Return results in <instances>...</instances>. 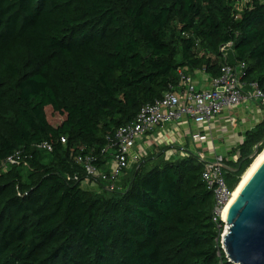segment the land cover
Segmentation results:
<instances>
[{
	"label": "trees",
	"instance_id": "obj_1",
	"mask_svg": "<svg viewBox=\"0 0 264 264\" xmlns=\"http://www.w3.org/2000/svg\"><path fill=\"white\" fill-rule=\"evenodd\" d=\"M228 43L264 93V0H0V264H233L197 155L97 191L77 162L108 175L118 130L181 72L220 77ZM263 142L264 120L225 160L230 189Z\"/></svg>",
	"mask_w": 264,
	"mask_h": 264
},
{
	"label": "built area",
	"instance_id": "obj_2",
	"mask_svg": "<svg viewBox=\"0 0 264 264\" xmlns=\"http://www.w3.org/2000/svg\"><path fill=\"white\" fill-rule=\"evenodd\" d=\"M233 44L228 43L221 48L224 63H222L221 76L210 79L209 88L200 89L193 75L187 76L180 73L181 81L178 89H171L163 97L153 104L146 105L135 121L121 128L116 134L113 146L117 147L112 160L108 164L109 174L98 170L94 165V158L79 157L77 162L82 164L88 173L87 185L96 186V180H102L106 184L119 181L125 170L136 164L146 156L145 138L156 129L167 124L192 121L195 125L211 124L226 112L246 104L254 105L255 112H264V93L256 82L243 80L246 74L244 63L230 64ZM256 113V114H257ZM222 133L227 134L228 129L223 128ZM194 139L203 143L208 139L207 135L195 134ZM144 143V148H133L138 143ZM262 146L258 145L257 148ZM43 150L52 151L49 145L40 146ZM256 148V150H257ZM255 150V151H256ZM226 158L217 156L213 161L205 163L203 180L208 188L214 192L216 204L213 221L221 232V245L227 232V224L223 218V212L230 203L235 189H230L226 184L224 172ZM10 162L14 159H9ZM86 185V186H87ZM223 224V225H221ZM225 252V250H224Z\"/></svg>",
	"mask_w": 264,
	"mask_h": 264
},
{
	"label": "crops",
	"instance_id": "obj_3",
	"mask_svg": "<svg viewBox=\"0 0 264 264\" xmlns=\"http://www.w3.org/2000/svg\"><path fill=\"white\" fill-rule=\"evenodd\" d=\"M193 78L200 89L209 88L210 79L205 74L197 72ZM256 113L254 105L246 104L226 112L211 124L200 126L190 120L167 124L145 138L146 156L168 149L165 152L167 160L185 158L190 152L197 155L203 163L213 161L217 156L229 159L231 153L237 152L243 143L245 133L264 120L263 112ZM223 128L228 129L227 134L222 133ZM195 134H205L208 139L201 143L194 139ZM137 148L143 149L144 143H138L133 150L137 151ZM235 155L237 156V153Z\"/></svg>",
	"mask_w": 264,
	"mask_h": 264
},
{
	"label": "water",
	"instance_id": "obj_4",
	"mask_svg": "<svg viewBox=\"0 0 264 264\" xmlns=\"http://www.w3.org/2000/svg\"><path fill=\"white\" fill-rule=\"evenodd\" d=\"M258 155L256 150L250 159ZM226 224L223 247L229 262L264 264V162L231 207Z\"/></svg>",
	"mask_w": 264,
	"mask_h": 264
},
{
	"label": "bare ground",
	"instance_id": "obj_5",
	"mask_svg": "<svg viewBox=\"0 0 264 264\" xmlns=\"http://www.w3.org/2000/svg\"><path fill=\"white\" fill-rule=\"evenodd\" d=\"M263 162H264V150L260 155H258L254 159L252 165L249 167V169L246 171V173L242 176L241 181H240L239 185L237 186V188L235 189L234 195H233L230 203L228 204V206L226 207V209L223 212V218L225 221H227L230 209L233 206V204L237 201V199L239 198L243 188L251 180V178L254 176V174L257 172V170L260 168V166L263 164Z\"/></svg>",
	"mask_w": 264,
	"mask_h": 264
},
{
	"label": "rangeland",
	"instance_id": "obj_6",
	"mask_svg": "<svg viewBox=\"0 0 264 264\" xmlns=\"http://www.w3.org/2000/svg\"><path fill=\"white\" fill-rule=\"evenodd\" d=\"M264 114V112L262 113ZM60 119H58L57 121H55L54 123L58 122ZM264 150V149H263ZM263 152V151H262ZM86 189H89V190H94V191H97V187L96 186H92V185H87L85 186Z\"/></svg>",
	"mask_w": 264,
	"mask_h": 264
}]
</instances>
